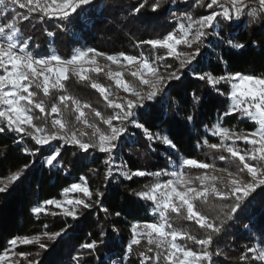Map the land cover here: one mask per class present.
<instances>
[{
	"label": "trees",
	"instance_id": "obj_1",
	"mask_svg": "<svg viewBox=\"0 0 264 264\" xmlns=\"http://www.w3.org/2000/svg\"><path fill=\"white\" fill-rule=\"evenodd\" d=\"M142 2L144 8L138 13L135 12ZM153 3L154 0H94L92 4L78 9L77 13L67 20H47L41 14L32 15L25 20L23 17L29 16L28 12L24 9L12 12L10 10L13 6L8 4L7 8L10 9L5 18L11 22L16 16L20 38L30 40L28 51L37 57L54 53L62 59H70L77 50H95L113 57L123 54L139 58L142 51L150 58H160L167 55V51L152 49L150 44L144 43L145 41L162 39L170 33L177 34L178 17L186 15L198 20L210 11L205 10L208 2L194 6L193 2L159 0L158 10L152 12ZM251 5L258 9V5ZM249 11L246 9L245 15L236 23L220 20L208 38L193 47L202 53L199 63L195 65L196 74L220 77L239 73L257 78L264 77V13L257 11L254 15H248ZM229 41L233 44H243L244 47L231 48L228 46ZM159 64L161 67L171 64L174 69L179 67L176 59L160 60ZM88 75L89 81H81L69 74V79L63 83L65 92L53 91L48 97L33 89L37 91L36 101L44 102L46 112L50 111L52 106L60 107L62 120L70 131H74L80 127L76 120L77 111H73L71 102L68 103L67 109L59 104L60 96L69 95L81 106L88 104L90 108L85 109L86 119L107 132V126L93 113L100 112L101 116L107 119L112 116V111L100 93L91 88L90 84L95 82L115 90L114 84L104 73L89 72ZM126 77L132 81L130 76ZM219 92L225 95L221 96ZM229 93L228 84H221L212 89L206 82L193 78L191 72L182 74L180 81L169 83L155 103H147L146 108L138 112L144 117L141 122L145 123L153 134L167 135L176 145V150L152 144L144 138L143 132L130 127L135 135L134 139L132 142H123L117 150L119 157L127 165V171L163 172L170 168L172 162L192 159L216 169L231 171L241 180L249 182L247 173L239 172L242 166L238 161L224 151L213 150L202 143L205 140L211 144L219 143L216 136L209 135L218 125L237 133L255 130L256 126L239 114L222 119L223 114L230 108L231 101L227 99ZM33 115L40 114L34 110ZM54 117L46 116L43 120L34 122L46 130H51V120ZM90 135L91 132L89 137ZM17 139L21 140V143L17 144ZM86 142L91 143L92 140L86 139ZM55 148H59L61 155L53 166H47L45 159ZM26 151H36L37 155H26ZM105 159L106 155L95 149H90L87 153L80 152L75 147H61L60 141L39 148L27 136L20 137L8 132L0 134V179L7 180L11 175L26 169L21 179L12 185L7 193L0 194V252L9 247L8 242L13 238L41 237V245L47 250L39 244L18 247L16 252L28 254V259L17 258V264H77L75 257H81L78 264H139L137 259L142 254L153 257L157 251L154 246L145 242L139 246L131 244V230L137 223L156 221L152 215L154 205L151 201L140 199L139 194L154 186L159 178H108ZM28 165L31 166L27 167ZM190 170L196 174L205 172L203 169ZM81 176L87 180L91 192L103 194L98 203L107 209L106 212L95 206L89 209L78 208L79 218L76 220L61 214H33L34 209L46 201H61L64 197L61 194L72 184L81 183ZM223 194L231 197L227 190H223ZM96 200L97 197L93 195V201ZM93 201L86 202L92 204ZM195 204L201 215L212 220L215 226L220 228L218 234L200 229L195 223L174 214H170V217L174 230L198 239L212 238V244L206 249L187 240L181 241L188 249L196 252L207 251L211 260L204 264H260L258 261H252L246 253L256 242L264 249V189H258L244 210L232 220L227 217L235 204V198L224 200L209 195L207 203L196 201ZM45 211L60 213L51 206ZM57 233L63 235L57 236L55 240L48 238ZM89 242H96L99 246L89 252L82 247ZM128 246H131V252H128ZM150 247L151 252L148 251ZM217 252L221 255L216 256ZM241 257L244 259L241 260Z\"/></svg>",
	"mask_w": 264,
	"mask_h": 264
},
{
	"label": "snow or ice",
	"instance_id": "obj_2",
	"mask_svg": "<svg viewBox=\"0 0 264 264\" xmlns=\"http://www.w3.org/2000/svg\"><path fill=\"white\" fill-rule=\"evenodd\" d=\"M93 2L94 0H23V2L21 0H0V6L3 7L4 12L9 11L7 8L8 4L13 6L10 10L12 12H15L16 9H24L29 14V16L23 17L25 20L36 14H41L47 19L67 20L76 14L78 9ZM158 3L159 0H154L151 6L152 12L158 10ZM255 4L258 5V9L246 2V0H209L205 10L213 9L211 14L194 22H191L192 18L188 17L190 23L187 27L183 24L179 26L177 29L179 35L170 33L161 41H145L144 43L150 44L153 48L167 51V55L160 57V60H179L178 68L174 69L171 64L166 66V70H170L167 71V79L164 78L160 68L150 64L147 60L123 54L120 57H113L90 50L78 51L70 59H62L57 55L46 59L34 57L26 52L28 43L18 40L19 30L16 27V18L14 17L6 25H0V37H3V42H0V134L8 132L15 133L20 137L27 136L39 148L52 145L54 141H62L61 147L71 145L85 153L89 152L90 149H95L99 153L109 154V158L104 160V164L109 165L112 163L111 154L116 152L119 146L118 141L125 136L127 130L125 127L113 126V123L116 122L117 124L130 125L132 128L142 131L145 133L144 138L152 142V144H160L169 150L175 151L176 145L172 140L167 135L153 134L147 125L141 122L144 117L134 110L145 109V102L156 101V98L164 93L169 83L180 81L182 74L188 72L193 73V78L206 82L212 89H216L221 84H228L230 93L227 99L231 101V104L228 111L223 114L222 119L239 114L254 124L256 126L255 130L248 133H237L218 125L209 135L216 136L219 143L211 144L207 140L202 143L205 147L213 150H222L235 161H238L239 165L242 166L239 168V172H246L249 182L241 180L238 175H234L231 171L216 169L209 164L192 159L183 160V167L203 169L206 172L210 168L213 171H220L227 177L226 185L224 179H218L215 175H199L190 179L176 169L148 173L144 171H126L127 165L119 166L121 168L120 175L125 180H131L133 177L143 178L148 176L156 178L161 176L173 177L172 180L167 182L157 181L146 192L139 194L140 199L151 201L155 206L153 214L159 216V222L135 224L131 230L133 235L131 244L139 246L143 238V241L149 246L154 245L157 250L155 255L151 257L154 264H161V261H163V264H204V262L210 261L211 256L207 251L196 252L188 249L187 246L180 245L177 241L187 240L206 249L212 244V238L198 239L193 235L180 231L166 230L172 227L168 220V214H174L176 217L195 223L200 229L210 230L218 234L220 228L216 227L212 220H209L196 210V201L207 203L209 195L224 200L235 198V204L231 207V212L227 217L228 220H232L234 216L244 210L247 202L258 189H264V77L257 78L239 73L220 77H214L211 74H196L195 65L199 63V57L202 53L198 49H193V45L199 44L205 36L206 29L214 28L218 18L219 20L232 23L241 20L242 16L245 15L246 9L250 10L247 13L248 15H254L257 11L264 13V0H255ZM226 5L231 7L229 8ZM144 6L142 2L135 9V12H140ZM217 8L221 10L216 11L215 9ZM2 15L3 13H0V16ZM181 45L193 50L185 54L178 50ZM228 46L235 49L244 47L243 44H233L230 41ZM100 57L111 62V64H115L117 67H121L120 61H125L126 66H137L135 70L130 71L128 74L148 91L142 92L133 84L125 81L123 79L124 73L122 72H108V80L113 81L115 88L130 98L124 99L116 96L109 89L98 83L92 82L90 84L91 88L95 89L103 97L107 107L115 110L114 114L107 119H104L100 112L93 113L102 124L107 126V132L102 131L96 124L89 123L83 119L85 112L82 109H88L90 106L88 104L81 106L78 101L69 95L60 96L59 104L63 105L64 109H67L68 103L71 102L73 111L79 112L76 117L77 123H82L84 129H91L90 137L88 133L79 128H76L75 131H70L68 125L60 118L51 120V130H46L45 127L37 125L34 122L36 120H43L46 116L60 117L62 115L58 106H52L50 111L46 112L44 102L36 101L37 91L41 92L44 97H48L53 91L65 92L63 82L69 79V74L78 77L81 81H89V72L99 74L101 71L96 63L97 58ZM33 89L37 91H33ZM219 95L224 96L225 94L219 92ZM109 97L114 98L109 99ZM34 110L40 115L34 116ZM189 121H191V117H189ZM77 132H79V135H77ZM86 139H91L92 142H86ZM16 143H21V140L17 139ZM237 143L250 145L251 148L250 150L242 151L234 147ZM229 144L233 146H229ZM25 154L36 156L37 152L26 151ZM60 155L59 148H55L46 159L45 164L53 166ZM249 161L256 163L250 164ZM30 166L28 165L27 167ZM24 171L26 169L11 175L7 180L0 179V194L7 193L9 188L21 179ZM106 175H109V173H106ZM79 179L81 183L72 184L70 188L61 194L64 196L62 201H46L43 206L34 209L33 214L39 215L44 212L45 215H58L62 213L65 217L76 220L79 218L77 216V208L89 209L95 206L99 207L100 211L106 212L107 209H104L98 203L99 198L103 194L91 192L85 177L81 176ZM193 181H199L198 189L191 187ZM217 183L226 186L231 192V197L218 191L215 187ZM69 194H82L84 199H69ZM93 195L97 197L96 201H93ZM86 201H93V203L89 204ZM48 206L59 209L60 213L46 212L45 209ZM60 235H63V233H57L48 238L55 240ZM40 239L41 237L11 239L8 242L9 247L5 251L0 252V264H16L17 258L19 260H27L28 254L17 253L16 248L40 244ZM40 246L47 250L44 245ZM98 246L96 242L82 245L89 252H93ZM148 251L151 252L152 248L150 247ZM220 255V252L216 253V256ZM246 255H250L252 261L264 264V250L257 252L255 248H249ZM74 259L78 264L81 257H75ZM243 259L244 257H241V260ZM36 264H39V262H36Z\"/></svg>",
	"mask_w": 264,
	"mask_h": 264
},
{
	"label": "rangeland",
	"instance_id": "obj_3",
	"mask_svg": "<svg viewBox=\"0 0 264 264\" xmlns=\"http://www.w3.org/2000/svg\"><path fill=\"white\" fill-rule=\"evenodd\" d=\"M177 1H179V3H187V2H193L194 3V6H199V5H202V4H204L205 2H209V0H187V2H185V0H177ZM246 2H248L249 4H255V0H246ZM256 5V4H255ZM207 6V5H206ZM226 6H228L229 8L231 7L230 5H226ZM8 9H10V8H8ZM208 10H210L207 14H205L204 16H207V15H209V14H211V12L213 11V9H208ZM216 11H219V10H221V9H215ZM0 12H3V15H2V18H4V21H5V23H8V21L6 20V18H5V16H6V12H4V9H3V7L2 6H0ZM8 12V11H7ZM204 16H202V17H204ZM188 17H190V16H188ZM188 17L185 15L184 17L183 16H181V17H178L177 18V21H178V28H179V26L181 25V24H183L185 27H187V25L190 23V21L188 20ZM201 17V18H202ZM15 18H16V16H15ZM201 18H199V19H201ZM47 19V18H46ZM195 20H193L192 19V21L191 22H194ZM220 20H219V18H218V22L216 23V24H214V28L213 29H215V28H217V26H218V24L220 23L219 22ZM235 23L236 22H238V21H234ZM213 29H206L205 30V36L201 39V41L202 40H205L206 38H208V36H209V34H211V32H212V30ZM177 35H179V33H177ZM193 35H194V32H193ZM165 38V37H164ZM160 39H157V40H155V41H159ZM200 41V42H201ZM199 42V43H200ZM196 44H194L193 45V47L195 46ZM152 49H156V48H153V47H151ZM178 50L179 51H181V52H183V53H185V54H188V53H190L191 51V49H188L187 47H184L183 45H181V46H179V48H178ZM27 51H28V47H27ZM78 51H82V50H77L73 55H75ZM85 51H90V50H85ZM28 53L29 54H31L29 51H28ZM33 55V54H32ZM53 55H55L54 53H51L50 55H47V56H41L40 58H42V59H46V58H50L51 56H53ZM166 56V55H165ZM46 57V58H45ZM139 58H143L144 60H147L150 64H153L154 66H156V67H158V68H160V71H161V73L164 75V78L165 79H167V71H170V70H166V66H164V67H161L160 66V59L157 57V56H155L154 58H150L149 56H147L145 53H143L142 51L140 52V56H139ZM178 62H179V60H177ZM97 66L101 69V71H100V73H104V74H106L107 75V73L108 72H113V73H115V72H122V73H124V75H123V79L125 80V81H127V82H129V83H131V84H133L134 86H136L137 88H138V90H140V91H142V92H147L148 91V89H146V88H143V87H141L140 85H139V83H138V81H136L131 75H129L128 73L130 72V71H132V70H135L136 69V67L137 66H126V62L125 61H120V63H121V67H117L115 64H111V62H109V61H106V60H104L102 57H100V58H97ZM180 63V62H179ZM126 76H130L131 78H132V81H129L128 79H127V77ZM191 76H193V73H191ZM111 81V80H110ZM112 83H113V81H111ZM136 82V83H135ZM172 82H176V81H172ZM64 83V82H63ZM114 84V83H113ZM102 86V85H101ZM103 87H105V86H103ZM105 88H107V89H109L108 87H105ZM114 88H115V85H114ZM112 93H114L116 96H119V97H122V98H124V99H129L130 97H128L125 93H123V92H120L119 90H117L116 88H115V90H117V91H115V90H113V89H109ZM114 97H109V99H113ZM102 99H103V97H102ZM104 100V99H103ZM117 102H119L118 100H117ZM146 104L147 103H155V101H153V102H145ZM84 112H85V109H82ZM111 111H112V115L114 114V111L115 110H113V109H111ZM134 111H138V110H134ZM77 114H79V112L77 111ZM57 118H60V119H62L61 118V116L60 117H54L53 119H57ZM83 119H85V120H87L88 121V119H86V112H85V116H84V118ZM89 123H91L90 121H88ZM113 126H115V127H125L127 130H126V133H125V136L124 137H122L121 138V140L120 141H118V149H120L121 148V146H122V143L123 142H125V141H127V140H129L130 142H132V139H134V137H135V135H134V133L132 132V130H130V125H123V124H117L116 122H114L113 123ZM217 127V126H216ZM80 130H82V131H85L86 133H90L91 132V129H84L83 128V124L82 123H80V127H78ZM135 129V128H134ZM76 130V129H75ZM74 130V131H75ZM135 130H137V131H140V130H138V129H135ZM142 132V131H141ZM245 133H248V132H245ZM145 134V133H144ZM77 135H79V132H77ZM56 142L57 141H54L53 143H52V145H54V144H56ZM61 142V145L63 144V142L62 141H60ZM64 146H71V145H64ZM229 146H233V145H231V144H229ZM71 147H74V146H71ZM234 147L235 148H238V149H240V150H242V151H247V150H250V148H251V146L250 145H245V144H243V143H237L236 145H234ZM75 148H77V147H75ZM80 152H82L79 148H77ZM117 149V150H118ZM117 150H116V152L115 153H113V154H111V156H112V163H110L109 165H107V173H109V175H107L108 176V178L110 177V178H113V177H115V176H117V177H122L123 178V176L122 175H120V171H121V168L119 167V166H123V165H121V164H119V161H120V157H119V153H117ZM102 154H105L106 155V159H108L109 158V154H106V153H102ZM48 158V157H47ZM46 158V159H47ZM46 159H45V161H46ZM182 161L183 160H181L179 163H175V162H172L171 163V165H170V168L168 169V170H165V171H171V170H173V169H176L178 172H180V173H183L185 176H187L188 178H190V179H192V178H194V177H196V176H199V175H209V176H212V175H215L218 179H224V181H225V185H226V183H227V177L222 173V172H220V171H213L212 169H210L209 171H205V172H203L202 174H196V173H192V171L190 170L191 168H185V167H183V164H182ZM249 163L250 164H253V163H256V162H252V161H249ZM126 171H127V168L125 169ZM165 171H163V172H165ZM173 179V177H171V176H161V177H159V182H167V181H169V180H172ZM191 187H195V188H199V181H193V183L191 184ZM215 187L217 188V190L218 191H220L222 194H223V190H227L228 192H230L229 190H228V188L226 187V186H222L221 184H219V183H217L216 185H215ZM182 190V189H181ZM231 193V192H230ZM68 198L69 199H77V198H80V199H84V197L82 196V194H69V196H68ZM63 199H64V197H63ZM62 199V200H63ZM61 200V201H62ZM44 205V204H43ZM42 205V206H43ZM41 207V206H40ZM155 207V206H154ZM38 208V207H37ZM56 209V208H55ZM78 209V208H77ZM46 210V209H45ZM59 212H60V210L59 209H57ZM154 211H155V209L153 210V212H152V215L155 217V219H156V221L154 222V223H157V222H159V216L158 215H154L153 213H154ZM170 214L171 213H169L168 214V220H169V223L171 224V226H172V223H171V217H170ZM61 215H63L62 213H61ZM64 216V215H63ZM139 224H143V223H139ZM246 228H248V225L246 226ZM166 230H174V228H173V226L171 227V229H166ZM142 243H144V241H143V238H142ZM146 243V242H145ZM177 243H179L180 245H182V246H186L185 244H183L181 241H177ZM39 245H41V242H40V244ZM154 246V245H153ZM130 248H129V250L130 251H128V252H131L132 251V248H131V246H129ZM252 248H255L256 250H257V252H259V251H261V250H264L263 249V247H262V245L260 244V243H258V242H256L255 244H254V246L252 247ZM152 256L151 255H149V254H142L141 256H139V258L137 259L138 260V262H139V264H154V261L152 260V258H151ZM17 264V263H16ZM113 264H117V262H115V263H113Z\"/></svg>",
	"mask_w": 264,
	"mask_h": 264
},
{
	"label": "built area",
	"instance_id": "obj_4",
	"mask_svg": "<svg viewBox=\"0 0 264 264\" xmlns=\"http://www.w3.org/2000/svg\"><path fill=\"white\" fill-rule=\"evenodd\" d=\"M0 13H3V12H0ZM48 20V19H47ZM7 23H5V21L3 20V18H2V16H0V25H6ZM163 39V38H162ZM162 39H160L159 41H161ZM18 40L20 41V42H24V41H26L27 43H28V46H29V44H30V40L29 39H27V40H22V38H20V36L18 37ZM0 42H3V37H0ZM26 52H28L27 51V49H26ZM32 55V54H31ZM34 57H37L36 55H33ZM38 58H40V57H38ZM46 58V57H45ZM119 164H121V165H126L123 161H122V159H121V157H120V161H119ZM129 246L127 247V250L129 251Z\"/></svg>",
	"mask_w": 264,
	"mask_h": 264
}]
</instances>
